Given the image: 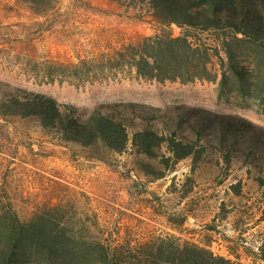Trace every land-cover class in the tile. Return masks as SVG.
Instances as JSON below:
<instances>
[{
	"label": "rangeland",
	"instance_id": "374dc122",
	"mask_svg": "<svg viewBox=\"0 0 264 264\" xmlns=\"http://www.w3.org/2000/svg\"><path fill=\"white\" fill-rule=\"evenodd\" d=\"M158 31L146 5L134 0H57L45 15L0 0V100L25 89L85 112L117 103L137 105L142 113L179 108L189 117L199 111L243 121L264 139L261 106L242 103L228 89L219 96L217 58L215 81L186 84L140 78L117 58ZM172 31L182 32L175 25ZM59 139L33 118L0 117V199L22 219L58 209L91 240L175 234L237 264H264V146L263 154L258 149L246 156L211 141L196 169L188 158L157 178L142 164L165 172L160 159L137 155L131 145L115 153ZM168 216L184 220L180 233L170 229Z\"/></svg>",
	"mask_w": 264,
	"mask_h": 264
},
{
	"label": "trees",
	"instance_id": "16d2710c",
	"mask_svg": "<svg viewBox=\"0 0 264 264\" xmlns=\"http://www.w3.org/2000/svg\"><path fill=\"white\" fill-rule=\"evenodd\" d=\"M16 1L36 15H45L57 4V0ZM134 1L146 5L159 27L156 34L118 53L117 58L138 77L184 84L215 81L211 64L217 58L219 96L228 89L242 103H257L264 109V0ZM174 25L182 30L181 35H174ZM15 91L1 98V118H33L45 132L57 134L63 145L73 143L115 153H123L131 145L137 155L160 159L165 172L156 173L150 164H142L145 173L157 178L165 177L166 171L188 158L196 169L211 141L223 150L246 156L254 150L263 151L264 139L243 121L211 118L199 111H191L189 117L179 108L142 113L139 106L123 103L99 105L85 112L40 92ZM57 210L25 220L0 199V264H237L208 246L175 234L137 242L91 240L69 226ZM167 221L178 233L185 224L183 219L175 222L172 216Z\"/></svg>",
	"mask_w": 264,
	"mask_h": 264
}]
</instances>
